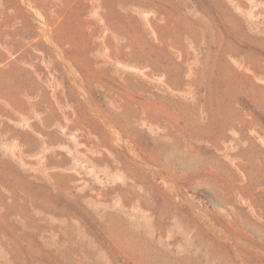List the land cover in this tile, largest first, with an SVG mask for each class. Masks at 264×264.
<instances>
[{"label":"rangeland","instance_id":"rangeland-1","mask_svg":"<svg viewBox=\"0 0 264 264\" xmlns=\"http://www.w3.org/2000/svg\"><path fill=\"white\" fill-rule=\"evenodd\" d=\"M0 264H264V0H0Z\"/></svg>","mask_w":264,"mask_h":264}]
</instances>
